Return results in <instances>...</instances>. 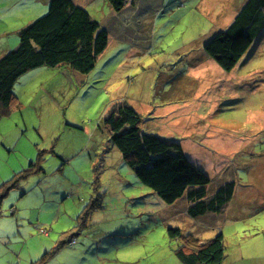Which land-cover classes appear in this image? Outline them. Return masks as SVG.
<instances>
[{
  "label": "rangeland",
  "instance_id": "obj_1",
  "mask_svg": "<svg viewBox=\"0 0 264 264\" xmlns=\"http://www.w3.org/2000/svg\"><path fill=\"white\" fill-rule=\"evenodd\" d=\"M240 1L137 0L111 17L93 0L109 36L91 72L18 79V107L0 116V264H182L169 228L203 242L222 234V264H264V28L228 72L204 50ZM45 4L0 0V56ZM122 102L143 131L181 145L208 195L235 183L223 212L193 219L185 198L167 205L140 183L104 128Z\"/></svg>",
  "mask_w": 264,
  "mask_h": 264
},
{
  "label": "trees",
  "instance_id": "obj_2",
  "mask_svg": "<svg viewBox=\"0 0 264 264\" xmlns=\"http://www.w3.org/2000/svg\"><path fill=\"white\" fill-rule=\"evenodd\" d=\"M106 1L119 13L127 0ZM263 28L264 0H247L230 26L208 41L204 50L228 72ZM107 44L108 32L85 9L72 0H50L47 14L21 29L18 46L0 56V116H9L18 107L13 88L21 76L40 67L63 66L88 74ZM108 113L104 128L109 143L140 183L165 204L185 198L187 215L197 219L219 214L233 201L234 182H224L208 195L209 178L186 158L181 145L143 131L142 117L126 102L114 105ZM168 235L180 242L175 254L182 264H222L224 260L222 234L205 242L178 229L169 228Z\"/></svg>",
  "mask_w": 264,
  "mask_h": 264
},
{
  "label": "crops",
  "instance_id": "obj_3",
  "mask_svg": "<svg viewBox=\"0 0 264 264\" xmlns=\"http://www.w3.org/2000/svg\"><path fill=\"white\" fill-rule=\"evenodd\" d=\"M44 1H46V0H44ZM92 1L93 0H72V2L76 5V6H78V7H80V8H82V9H85L89 14L91 13V11L92 10H90L91 9V7H92ZM135 1H137V0H127L126 1V6H125V8L124 9H126V8H131L132 6H130V7H128L129 6V3H133L134 4V2ZM243 0H241L240 1V3L242 2ZM247 2V1H246ZM48 3H49V0H47V4H45V7L48 5ZM244 6V4H243V2L241 3V6H240V9L242 8ZM40 7V6H39ZM106 8V7H105ZM109 9H108V15L109 16H111V17H114V11L110 8V7H108ZM240 9H239V11H240ZM158 9L156 8V9H154V12L155 11H157ZM122 12V11H121ZM90 16H91V14H90ZM100 25V27H102L103 29H107V28H104L103 27V24H99ZM107 32H108V30H106ZM108 36H109V32H108ZM7 48H10V47H7ZM6 51L8 50V49H5ZM197 69L199 70V67H197ZM197 75V74H196ZM134 110V109H133ZM157 113H159V112H157ZM142 128V127H141ZM156 135V134H155ZM157 136H159V135H157ZM159 137H161V136H159Z\"/></svg>",
  "mask_w": 264,
  "mask_h": 264
},
{
  "label": "built area",
  "instance_id": "obj_4",
  "mask_svg": "<svg viewBox=\"0 0 264 264\" xmlns=\"http://www.w3.org/2000/svg\"><path fill=\"white\" fill-rule=\"evenodd\" d=\"M74 242V244H75V241H73ZM71 245H72V241H71Z\"/></svg>",
  "mask_w": 264,
  "mask_h": 264
}]
</instances>
